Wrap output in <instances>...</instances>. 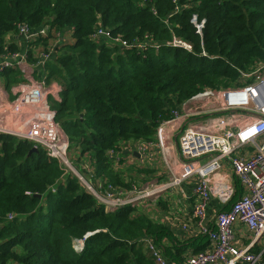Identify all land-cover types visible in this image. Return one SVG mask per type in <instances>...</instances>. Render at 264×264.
I'll return each instance as SVG.
<instances>
[{
	"label": "trees",
	"instance_id": "1",
	"mask_svg": "<svg viewBox=\"0 0 264 264\" xmlns=\"http://www.w3.org/2000/svg\"><path fill=\"white\" fill-rule=\"evenodd\" d=\"M194 16L205 20L201 32ZM19 24L48 26L28 44L32 63L40 44L58 39L44 68L47 84L59 88L60 99L50 101L56 121L71 148L91 155L102 186L123 190L138 175L126 178L110 150L153 140L173 109L207 89L236 85L239 70L264 63V0H0V54L17 47L8 36ZM99 27L132 46L95 40ZM174 38L192 49L172 45ZM1 73L8 86L21 76L19 67ZM33 147L0 133V264H158L146 239L161 245L165 226L136 205L106 211L71 170L42 146L30 153ZM90 232L77 251L75 239ZM208 239L202 235L195 251ZM190 245L175 242L163 254L185 264Z\"/></svg>",
	"mask_w": 264,
	"mask_h": 264
},
{
	"label": "built area",
	"instance_id": "2",
	"mask_svg": "<svg viewBox=\"0 0 264 264\" xmlns=\"http://www.w3.org/2000/svg\"><path fill=\"white\" fill-rule=\"evenodd\" d=\"M192 21L197 32H201L205 20L199 21L194 16ZM47 28L44 26L40 31H32L26 24H19L18 34L24 36L29 44L38 36H45ZM92 37L95 40L118 42L123 47L132 46L120 37L113 38L104 27H99ZM171 44L192 49L191 44L178 38H174ZM138 46L142 47L141 44ZM53 50L54 47H49L39 51L37 62L30 65L28 48L25 53L12 51L4 55L0 71L19 67L23 79L16 86L14 99L0 112V133L32 141L37 148L42 146L51 158L58 160L80 179L106 211L129 204L137 205L156 196L162 189L178 185L185 178L195 177V204L191 213L202 233L208 236L210 244L203 251L189 254L185 264H264L263 252L253 250L256 241L264 237V63L250 70H239L237 84L234 86L207 89L190 99L208 100L211 108L205 117L189 121L178 134L179 153L185 160L180 176L161 184H150L143 188L133 186L123 190L111 184L101 188L93 186L85 180L69 155L70 139L56 121L48 99L52 90L46 82L47 72L44 68L52 58ZM38 69L41 72L39 78H36ZM247 78L250 79L246 81ZM172 114L173 117L162 122L157 129L161 141L165 126L181 118L178 108L173 109ZM7 115L10 117L6 118ZM136 151L142 163L150 156L147 142L138 143ZM108 154L116 160L120 158L118 152L113 150ZM225 161L230 163L245 190L233 202L237 190L221 173ZM212 199L221 205H229L228 209L218 211L214 229L203 224ZM9 217L13 218V215ZM237 222L246 224L253 233L252 240L245 246L236 245ZM92 233L75 239L74 247L77 251L84 248L86 238ZM146 245L158 264H171L152 238L146 239Z\"/></svg>",
	"mask_w": 264,
	"mask_h": 264
},
{
	"label": "crops",
	"instance_id": "3",
	"mask_svg": "<svg viewBox=\"0 0 264 264\" xmlns=\"http://www.w3.org/2000/svg\"><path fill=\"white\" fill-rule=\"evenodd\" d=\"M8 37L17 44V47L13 51L25 53L28 44L24 36L15 34L9 35ZM38 50L39 49H37L36 52H38ZM4 55L5 54H0V63L5 59ZM30 57L31 56L28 58L29 65L30 63L33 64L31 62L33 58ZM18 77L20 80L16 79L13 81L14 83L11 82L8 86L10 80L7 78L6 74L0 71V112L3 107L14 99L16 86L21 82L23 76L21 74V76ZM49 86L51 87L53 96L56 91L59 93V88L56 84H50ZM210 108L211 104L208 100H188L182 103L178 107V110L181 111V118L165 126L162 132L163 141L159 138L158 130L153 140H143V142L148 143L149 158L142 163L139 153L136 151V146L140 142L129 143L128 145H124L122 150L118 152L122 160L118 170H122L126 178H130V176L134 177L135 174L138 175V179H135L132 184H135L139 188L146 187L150 184H161L164 181L171 180L172 177L180 176L184 159L181 157L178 149V134L189 121L205 117V115H207L206 112ZM9 117V115L6 116V118ZM0 125H2L1 119ZM74 147H77V150H79L78 157L74 159V162L77 163L80 171L90 179V183H92L93 186H97L98 188L103 187L101 179L95 176L96 169L91 162V155L89 153L86 154L81 148L79 149L81 146L76 145ZM222 166L221 173L234 184L239 195L243 194L245 190L234 174L230 163L225 161ZM137 170L140 173H137ZM196 183L197 178L195 177L185 178L178 185H172L171 187L162 189L156 196L145 199L136 205L138 212L146 215L157 225L165 226V228L168 229L169 232L163 237L161 245L158 244L162 253V247L165 248L175 242L190 243V241H192V246H189L188 254L197 253L195 249L199 246L198 242L200 238L202 235L206 236L194 221L191 213L195 204L194 189ZM227 207L228 205H221L216 199H212L203 222L204 226L214 229L216 227V216L218 211L226 209ZM235 234L236 245L238 244L239 246L247 245L253 238L252 231L242 222L236 223ZM256 243L254 248L262 251L264 255V237L259 238Z\"/></svg>",
	"mask_w": 264,
	"mask_h": 264
},
{
	"label": "rangeland",
	"instance_id": "4",
	"mask_svg": "<svg viewBox=\"0 0 264 264\" xmlns=\"http://www.w3.org/2000/svg\"><path fill=\"white\" fill-rule=\"evenodd\" d=\"M64 36L67 38V39H69V40H71V36H70V33L69 32H66V33H64ZM58 41V39L57 40H54V41H52V44L53 43H55V42H57ZM51 44V45H52ZM51 45H49L48 46V48L49 47H54V50H53V53H52V56H54L55 54H56V52H57V49H56V46H55V44H54V46H51ZM48 48H46L45 47V45L44 44H40L39 45V47H37L35 50H34V56L35 57H37L38 55H37V53H39V51H43V50H46V49H48ZM37 49H39L38 50V52H36L37 51ZM37 61H35V62H33L34 64L36 63ZM41 69V68H40ZM40 69H38V70H36V73H35V76H36V78H39V76H40ZM250 78H247L246 79V81H248ZM49 85V84H48ZM56 96V97H55ZM58 97V98H57ZM51 102H52V99H56V100H59L60 99V94L56 91V93H55V95L53 96V93L51 92V95L49 96V98H48ZM201 101V100H200ZM203 101H205V100H203ZM67 135V134H66ZM68 136V135H67ZM81 147H79V149H80ZM78 148L77 147H70V156H71V158L72 159H75V158H77L78 157V153H79V150H77ZM75 164V163H74ZM121 172H123L122 170H121ZM84 176H85V180L87 181V182H90V179H88L87 178V176L85 175V174H83ZM130 187H132V186H130ZM129 187V188H130ZM138 205V204H137Z\"/></svg>",
	"mask_w": 264,
	"mask_h": 264
},
{
	"label": "water",
	"instance_id": "5",
	"mask_svg": "<svg viewBox=\"0 0 264 264\" xmlns=\"http://www.w3.org/2000/svg\"><path fill=\"white\" fill-rule=\"evenodd\" d=\"M38 148L36 147V146H34L33 148H32V150H31V152L30 153H33L34 151H36Z\"/></svg>",
	"mask_w": 264,
	"mask_h": 264
}]
</instances>
